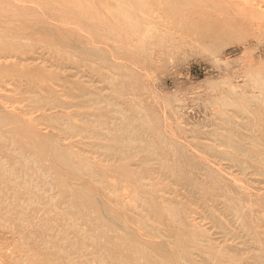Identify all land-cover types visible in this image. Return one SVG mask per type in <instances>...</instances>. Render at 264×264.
I'll list each match as a JSON object with an SVG mask.
<instances>
[{
	"label": "rangeland",
	"instance_id": "374dc122",
	"mask_svg": "<svg viewBox=\"0 0 264 264\" xmlns=\"http://www.w3.org/2000/svg\"><path fill=\"white\" fill-rule=\"evenodd\" d=\"M0 264H264V0H0Z\"/></svg>",
	"mask_w": 264,
	"mask_h": 264
}]
</instances>
